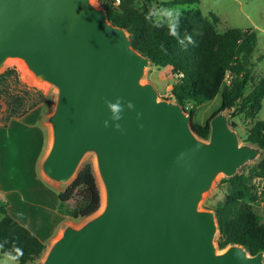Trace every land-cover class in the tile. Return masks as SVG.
I'll return each instance as SVG.
<instances>
[{"label": "water", "instance_id": "1", "mask_svg": "<svg viewBox=\"0 0 264 264\" xmlns=\"http://www.w3.org/2000/svg\"><path fill=\"white\" fill-rule=\"evenodd\" d=\"M12 59L56 90L44 175L68 183L92 153L103 189L102 206L80 225L65 224L41 264H264V250L219 249L216 212L200 207L219 175L234 176L263 148L241 142L223 109L209 137L198 136L192 114L143 81L150 57L103 6L0 0V71ZM117 98L125 110L114 122L105 101Z\"/></svg>", "mask_w": 264, "mask_h": 264}, {"label": "trees", "instance_id": "2", "mask_svg": "<svg viewBox=\"0 0 264 264\" xmlns=\"http://www.w3.org/2000/svg\"><path fill=\"white\" fill-rule=\"evenodd\" d=\"M133 2L98 0L107 10L109 20L129 31L133 47L149 56L154 65L172 68L176 80L172 83L171 95L192 114V126L197 135L209 137L210 119L205 124L195 123L196 107L220 94L219 110H227L233 117L248 119L250 127L246 141L260 145L264 150V120L257 118L264 98V74L257 81H252L251 73L256 31L240 27L219 31L217 23L220 19L215 13L204 15L193 6L199 0H158L163 6L187 5L181 12L179 35L172 36L167 25L157 28L145 19L151 7L143 5L136 8ZM189 36L191 42L186 39ZM248 83H251V90L246 92ZM45 98L41 89L21 81L16 67L0 72V114L6 112L5 123L13 117L27 114ZM2 101L6 104L4 109ZM255 179H264V152L248 172L223 179L228 184L226 198L215 207L219 248L238 243L246 246L252 254L264 250V214L253 206V202L260 198L255 190ZM78 191H81V201L72 206L71 200ZM100 204V187L93 166L86 163L70 185L59 193L58 211L62 215L82 218L97 211ZM0 245H3L0 248L3 254L16 247L21 248V264L36 262L47 247L32 230L8 212L6 203L1 202Z\"/></svg>", "mask_w": 264, "mask_h": 264}, {"label": "rangeland", "instance_id": "3", "mask_svg": "<svg viewBox=\"0 0 264 264\" xmlns=\"http://www.w3.org/2000/svg\"><path fill=\"white\" fill-rule=\"evenodd\" d=\"M92 1L95 4L100 5L98 0ZM133 4L136 8L140 6L142 7L143 5H147L148 7H152L153 5L157 7L163 6L159 4L158 0H153L151 2H147V0H134ZM177 6L180 7L181 12L187 8V5L185 4L163 7L174 8ZM193 6L199 8L204 15H208L211 12L215 13L220 19L217 23V28L221 32H224L229 28L236 27L252 28L256 31L257 41L252 51L251 73L252 81H257L259 77L264 74V0H199V2ZM19 61L22 62L21 60ZM8 67H16L20 73L21 81L29 86H36L41 89L45 93L46 98L44 102L38 106V110L30 115L19 116L17 118H13L12 120L10 119L11 121L9 120L5 123L4 118L6 116V112L0 114V185L2 177L4 176V171H6V174L10 176V180L14 183L13 186L17 188L19 192L22 191L18 193L17 197H13L12 204L14 208L20 209L19 206L22 203L21 193H23L26 194L28 199L27 207L33 212H38L40 208L47 207L48 205L50 206L54 199L51 191H49L47 186L41 182L40 178L34 177L33 166L34 162L40 158L41 152L45 149L49 135L51 139V125L46 121V118L53 110L56 100V90L47 83H41L29 78V76L20 68L16 59L9 60L2 71ZM175 80L176 76L172 72V68L170 66L158 67L152 62L146 67L145 74L143 76L144 82H152L156 86L160 98H168L172 100H176L170 92L172 83ZM245 90L246 92L251 90V83L246 85ZM220 105L221 95L218 94L212 100L206 101L196 107L193 121L195 123L205 124L209 119H211L212 115L219 110ZM188 106L190 107L191 105L189 104ZM5 107L6 104L2 101V109ZM225 112L228 113L229 111L225 110ZM257 118L264 120V98L262 100V107L258 112ZM232 121H234V124L231 123ZM229 122L238 131L240 141L246 142L247 129L250 127L249 120L245 119L243 116L233 117L229 115ZM19 151H22V154H18ZM257 160H259V158L244 164L239 168L238 173L244 171L248 172L249 168ZM17 163H20L25 171V173L22 174L23 176H21L18 181L16 178V176H18L17 167L15 166ZM86 163H91L93 166V170L100 187L101 207L103 203V189L96 171L95 157L92 153L87 154L83 158L79 170ZM224 177L226 176L223 174L219 175L214 181L211 189L204 194L200 203L201 208L215 210L216 205L225 200L228 184L223 181ZM73 179L65 184L59 183L62 187L61 190H64L68 185H70ZM254 183L256 185L255 190H257L260 198L258 201L253 202V206L257 212L264 214V179H255ZM79 201H81V191H78L75 194L74 198L71 200V205L73 206ZM88 217L89 216L73 218L71 216H60L61 219H66L64 224L71 223L74 225H80ZM60 233L56 236V238L60 235ZM49 245H47L43 256L45 255ZM216 245L218 246L217 242ZM3 256L4 254L0 250V258H3ZM43 256L36 262H28L26 264H41ZM18 264L21 263L18 262Z\"/></svg>", "mask_w": 264, "mask_h": 264}, {"label": "crops", "instance_id": "4", "mask_svg": "<svg viewBox=\"0 0 264 264\" xmlns=\"http://www.w3.org/2000/svg\"><path fill=\"white\" fill-rule=\"evenodd\" d=\"M38 108L39 107L34 108L25 115H30L31 113L38 110ZM13 118H11V120ZM50 142L51 139L49 135L45 149L41 152L40 158L36 162H34L33 166L34 177H39L41 182H43L47 186V189L51 191L54 197L50 206L48 205L47 207H42L38 210V212L34 211V213L27 207L28 199L26 194L21 193L22 203L19 206L20 209H16L12 204L13 197H17L18 193L22 191L19 192V190L13 186L14 183L10 180V176L6 174V171H4V176L2 177V182L0 185V202L6 203L8 212L19 222L32 230L46 245L51 244V242L56 238V236L60 233L61 229L65 225L64 223L66 220L60 218V216L63 217L66 215H62L58 211L59 193L62 191V187L59 183L47 178L41 169V163L45 154L47 153ZM18 154H22V151H19ZM15 166L17 167L18 176H16V178L18 181L21 176H23L22 174L25 173V171L23 170L20 163L15 164Z\"/></svg>", "mask_w": 264, "mask_h": 264}, {"label": "clouds", "instance_id": "5", "mask_svg": "<svg viewBox=\"0 0 264 264\" xmlns=\"http://www.w3.org/2000/svg\"><path fill=\"white\" fill-rule=\"evenodd\" d=\"M181 16V9L179 6L174 8H168V7H157L153 5L147 15L145 16L146 20H149L152 22L154 27L160 28L167 25L169 29V34L172 36H178V28H179V20ZM186 39L191 42V37H186ZM183 43V41H181ZM107 104V107L112 113L111 120L114 122H118L122 119V113L124 112V104H123V98H117L115 103L112 101H105ZM128 109H133L134 105L131 101L127 103ZM141 114L137 113V117L139 118ZM104 126L109 127V121H104ZM114 127L118 131H123L122 126L119 123H115ZM142 128L143 125H140ZM3 245H0V248H2ZM23 256V250L21 248H13L11 251L5 252L3 258H0V264H18L19 260Z\"/></svg>", "mask_w": 264, "mask_h": 264}, {"label": "bare ground", "instance_id": "6", "mask_svg": "<svg viewBox=\"0 0 264 264\" xmlns=\"http://www.w3.org/2000/svg\"><path fill=\"white\" fill-rule=\"evenodd\" d=\"M16 61L18 62L20 68L29 76V78L33 79V77L28 72V70H27L26 66L24 65V63L23 62H20L19 59H16Z\"/></svg>", "mask_w": 264, "mask_h": 264}, {"label": "built area", "instance_id": "7", "mask_svg": "<svg viewBox=\"0 0 264 264\" xmlns=\"http://www.w3.org/2000/svg\"><path fill=\"white\" fill-rule=\"evenodd\" d=\"M120 2V0H116V3H119Z\"/></svg>", "mask_w": 264, "mask_h": 264}]
</instances>
